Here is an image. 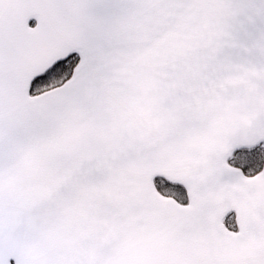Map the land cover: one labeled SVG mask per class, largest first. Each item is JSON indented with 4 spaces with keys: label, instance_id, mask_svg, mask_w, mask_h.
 Instances as JSON below:
<instances>
[{
    "label": "snow or ice",
    "instance_id": "1",
    "mask_svg": "<svg viewBox=\"0 0 264 264\" xmlns=\"http://www.w3.org/2000/svg\"><path fill=\"white\" fill-rule=\"evenodd\" d=\"M0 264H264V0H0Z\"/></svg>",
    "mask_w": 264,
    "mask_h": 264
}]
</instances>
